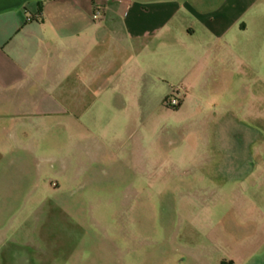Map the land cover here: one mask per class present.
Instances as JSON below:
<instances>
[{
  "label": "rangeland",
  "instance_id": "obj_1",
  "mask_svg": "<svg viewBox=\"0 0 264 264\" xmlns=\"http://www.w3.org/2000/svg\"><path fill=\"white\" fill-rule=\"evenodd\" d=\"M248 34V63L204 99L26 105L25 151L0 159V264H264V44Z\"/></svg>",
  "mask_w": 264,
  "mask_h": 264
},
{
  "label": "crops",
  "instance_id": "obj_2",
  "mask_svg": "<svg viewBox=\"0 0 264 264\" xmlns=\"http://www.w3.org/2000/svg\"><path fill=\"white\" fill-rule=\"evenodd\" d=\"M252 26L264 44V0H0V159L25 151L26 105L65 111L76 95L128 111L174 87L181 105L208 97L248 63Z\"/></svg>",
  "mask_w": 264,
  "mask_h": 264
},
{
  "label": "built area",
  "instance_id": "obj_3",
  "mask_svg": "<svg viewBox=\"0 0 264 264\" xmlns=\"http://www.w3.org/2000/svg\"><path fill=\"white\" fill-rule=\"evenodd\" d=\"M39 14H40L39 7L35 3H30L28 5V8H27L26 18L28 20L33 19V18H37V17H39ZM169 102L172 105H178L179 104V101H178V99H176V97H173Z\"/></svg>",
  "mask_w": 264,
  "mask_h": 264
}]
</instances>
